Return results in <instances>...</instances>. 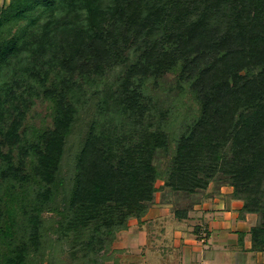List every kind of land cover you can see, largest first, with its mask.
<instances>
[{
	"label": "trees",
	"instance_id": "trees-1",
	"mask_svg": "<svg viewBox=\"0 0 264 264\" xmlns=\"http://www.w3.org/2000/svg\"><path fill=\"white\" fill-rule=\"evenodd\" d=\"M118 66L94 110L85 107L95 101L89 89ZM166 73L177 92L161 109L147 83L158 86ZM37 101L49 120L33 124ZM161 158L171 192L188 197L212 180L232 186L240 217L256 215L249 251L264 255V0L0 8V264H27L50 202L72 260L103 263L116 231L153 204Z\"/></svg>",
	"mask_w": 264,
	"mask_h": 264
},
{
	"label": "rangeland",
	"instance_id": "rangeland-1",
	"mask_svg": "<svg viewBox=\"0 0 264 264\" xmlns=\"http://www.w3.org/2000/svg\"><path fill=\"white\" fill-rule=\"evenodd\" d=\"M9 1L0 0V8L8 5ZM118 69H120V66L106 73L102 78L103 82H100L97 87H91L92 92L89 89L87 93L91 94L95 101H88L85 107H91L94 110L97 96H101L107 91V85L113 83L112 80L119 74ZM160 81L161 83L158 86H151V83H147V86L150 90L149 93L159 98L157 102L160 103L161 109H165L166 102L170 103L172 100V97L169 98V94L172 95L177 92L175 89V75L166 73ZM43 103L45 105L44 101H37L36 109H34L35 115L32 118L33 124L40 123L41 118L47 119L44 115L47 108L42 105ZM184 107L185 104L178 100L176 112L178 110L181 112ZM193 109H195V104L191 103V112H193ZM75 144L76 141L70 140L65 148L61 175L59 174V177L61 176L64 180L70 175L68 169L72 166L74 160ZM166 163L167 160L161 158L160 171L162 175L154 184L156 191L154 192L153 204L139 220L134 217L130 218L125 229L116 231L115 239L110 245V249L106 251L109 258L101 264H115L116 261L118 264H188V262L196 264L194 261L198 262V259L202 257L208 259L210 253L207 251L210 246L218 248L215 242L219 243V237H209L207 230L202 227L207 224L212 233H217L218 230H227L225 224H222L224 219L221 220L220 217V213L226 211L221 195L227 194L226 190L228 188L232 192V186L221 181L212 180L208 182L205 189H200L199 192L188 197L182 193L171 192L167 187H163L166 176L164 175ZM55 196L57 200L58 193ZM239 201L242 206L243 202ZM52 203L47 204L46 209L39 215L42 220L38 237L40 246H37L36 250H34V247L29 248L27 264H80L79 261L72 260L73 258L70 255V252L73 251L71 240L58 238L57 227L60 226L59 221L63 220H59L56 216L57 213L53 212ZM186 204H192V208L187 209V215L180 218L176 215V212L186 209ZM254 216L256 220V215L254 214ZM233 219L234 217L231 215L230 218L227 217L226 222L229 220L232 224ZM219 250V255L215 254L217 256L214 258L229 264L231 262V259H228L229 256L221 253V248ZM188 251L190 255L187 258ZM103 259L102 254L100 260Z\"/></svg>",
	"mask_w": 264,
	"mask_h": 264
},
{
	"label": "crops",
	"instance_id": "crops-1",
	"mask_svg": "<svg viewBox=\"0 0 264 264\" xmlns=\"http://www.w3.org/2000/svg\"><path fill=\"white\" fill-rule=\"evenodd\" d=\"M226 191L227 194L221 195V198L224 202V209H226V211L221 212L220 217L221 220L224 219L222 221V224H225V227H227L225 229L227 230H218L217 233H212L211 228L208 227L207 224H205L202 228L207 230V235L209 237H219L218 241L220 245L218 242H215L218 245V248L210 246V249L207 251L210 253V258L208 257V259H205L202 257L198 259V262L194 261V263L201 264V262H203V260L205 259L202 264H228V262H224L223 260L218 259L216 260V258H214L219 255V248H221V253H224L225 255L229 256L228 259H231V262H229V264H264V255L262 253L249 251L250 235L248 231L251 225H254L255 223L254 214L248 213L244 217H240V201L231 199L229 197V194L231 193V190L229 188ZM231 210H235L236 212ZM231 215L232 217H234L232 224L229 220H227L226 222L227 217L230 218ZM241 233L244 234L242 240L243 243L242 245H239L238 240ZM197 254H199V252H197ZM215 254L217 255L215 256ZM189 255L190 252L188 251L186 257L188 258ZM188 264L190 263L188 262Z\"/></svg>",
	"mask_w": 264,
	"mask_h": 264
}]
</instances>
